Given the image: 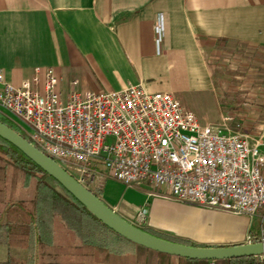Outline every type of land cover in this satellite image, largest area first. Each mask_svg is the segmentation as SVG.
Instances as JSON below:
<instances>
[{
  "label": "crops",
  "instance_id": "1",
  "mask_svg": "<svg viewBox=\"0 0 264 264\" xmlns=\"http://www.w3.org/2000/svg\"><path fill=\"white\" fill-rule=\"evenodd\" d=\"M158 16L164 27L160 45ZM235 48L264 50V0H0V70L7 82L18 86L32 79L37 68L51 67L64 95L75 89L74 81L79 89L93 92L141 84L149 93H171L203 125H220L231 115V85L229 91L219 89L224 81L215 77L209 52ZM258 142L264 154V132ZM113 181L96 183L104 197ZM143 186L148 197L177 202L164 186L146 182L128 187ZM149 202L123 199V205L110 207L135 225L138 212L146 209L147 224L155 225ZM200 208L198 212L208 214L203 223L217 233L212 240L186 242L189 246L229 247L262 232L243 221L239 233L231 226L233 215ZM29 254L23 246H0V261H26ZM163 262L182 264L176 256L164 258L138 248L114 264Z\"/></svg>",
  "mask_w": 264,
  "mask_h": 264
},
{
  "label": "built area",
  "instance_id": "2",
  "mask_svg": "<svg viewBox=\"0 0 264 264\" xmlns=\"http://www.w3.org/2000/svg\"><path fill=\"white\" fill-rule=\"evenodd\" d=\"M157 29L160 45L161 16ZM59 83L51 67L37 68L18 86L0 70V113L87 188L107 178L127 186L147 182L166 187L180 203L264 216V154L235 115L203 125L171 93H149L141 84L93 92L74 81L64 95ZM147 220L141 209L136 226ZM256 239L264 242V230Z\"/></svg>",
  "mask_w": 264,
  "mask_h": 264
},
{
  "label": "trees",
  "instance_id": "3",
  "mask_svg": "<svg viewBox=\"0 0 264 264\" xmlns=\"http://www.w3.org/2000/svg\"><path fill=\"white\" fill-rule=\"evenodd\" d=\"M233 96L231 98L235 102L238 97L236 94ZM239 110L246 114L244 110ZM243 113H238L239 120ZM0 122L28 140L19 127L1 113ZM91 191L102 199V191ZM141 229L157 237L188 245L146 228ZM258 242L260 240L254 241ZM1 245L23 246L30 254L26 261L8 257L0 264H61L58 259L62 255L63 260L68 261L65 264L88 260L92 264H114L117 257L129 254L133 246L164 258L172 257L135 244L110 229L22 151L0 137ZM262 257L219 261L178 259L182 264H264Z\"/></svg>",
  "mask_w": 264,
  "mask_h": 264
},
{
  "label": "rangeland",
  "instance_id": "4",
  "mask_svg": "<svg viewBox=\"0 0 264 264\" xmlns=\"http://www.w3.org/2000/svg\"><path fill=\"white\" fill-rule=\"evenodd\" d=\"M241 48L231 49V51H210L209 65L218 82L221 84L224 81L223 84L219 85L222 92L224 90L229 91L227 85H231L230 96L235 93L238 98L233 102L230 97L231 109L229 113L236 116L238 122L242 123V131L250 136L253 143H256L261 139L264 132L261 129L264 126V50ZM239 109L244 110L246 114L240 112ZM238 113L244 114V116L241 115V120L238 118ZM110 183L106 185V196L104 197L103 194L101 196L102 200L109 206L123 205V199L132 200L134 204L149 202L150 200L148 205H153L152 218L156 222L155 225L147 224L142 228L151 227V230H155L156 234L160 236L190 243H201L197 239H213L211 234L215 230L213 231L210 225L203 223H206L208 214L204 216L198 212L199 209H202L199 206L177 203L164 196L159 198L148 197L144 190L146 189L145 186L135 189L116 180L112 184ZM88 188L98 190L99 186L95 184ZM243 221L248 225L253 224L255 228L259 227L264 230V216L261 211L253 216H231V226L238 229L239 233L244 226ZM260 235L261 233L256 237L250 235L245 242H249L250 237L260 238ZM132 248L137 249L135 246ZM63 256L58 259L61 264L68 262L63 260ZM261 259L264 260V256Z\"/></svg>",
  "mask_w": 264,
  "mask_h": 264
},
{
  "label": "water",
  "instance_id": "5",
  "mask_svg": "<svg viewBox=\"0 0 264 264\" xmlns=\"http://www.w3.org/2000/svg\"><path fill=\"white\" fill-rule=\"evenodd\" d=\"M0 137L16 146L43 171L60 183L102 223L135 244L163 254L195 260L219 261L264 256V242L229 247H195L148 233L119 215L62 165L2 122H0Z\"/></svg>",
  "mask_w": 264,
  "mask_h": 264
}]
</instances>
